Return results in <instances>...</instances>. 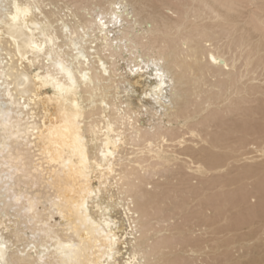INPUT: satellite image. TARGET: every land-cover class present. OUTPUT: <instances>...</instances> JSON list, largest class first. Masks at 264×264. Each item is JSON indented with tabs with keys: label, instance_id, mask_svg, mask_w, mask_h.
I'll use <instances>...</instances> for the list:
<instances>
[{
	"label": "bare ground",
	"instance_id": "obj_1",
	"mask_svg": "<svg viewBox=\"0 0 264 264\" xmlns=\"http://www.w3.org/2000/svg\"><path fill=\"white\" fill-rule=\"evenodd\" d=\"M198 260L264 264V0H0V264Z\"/></svg>",
	"mask_w": 264,
	"mask_h": 264
},
{
	"label": "rangeland",
	"instance_id": "obj_2",
	"mask_svg": "<svg viewBox=\"0 0 264 264\" xmlns=\"http://www.w3.org/2000/svg\"><path fill=\"white\" fill-rule=\"evenodd\" d=\"M255 200H256L255 198H252V199H251V201H252L253 203L257 202V201H255ZM254 201H255V202H254ZM197 233H198V232H197ZM236 254H237V253H236ZM236 254H235V255H236ZM203 259H204V258H202V260H203ZM204 261H205V259H204ZM204 261H203V262H204ZM197 264H202V263H201L200 260H198V261H197Z\"/></svg>",
	"mask_w": 264,
	"mask_h": 264
}]
</instances>
